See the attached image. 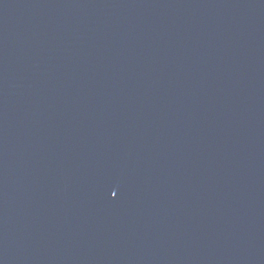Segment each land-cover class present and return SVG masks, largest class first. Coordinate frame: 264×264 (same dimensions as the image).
<instances>
[{"label": "water", "instance_id": "water-1", "mask_svg": "<svg viewBox=\"0 0 264 264\" xmlns=\"http://www.w3.org/2000/svg\"><path fill=\"white\" fill-rule=\"evenodd\" d=\"M0 264H264V0H0Z\"/></svg>", "mask_w": 264, "mask_h": 264}]
</instances>
